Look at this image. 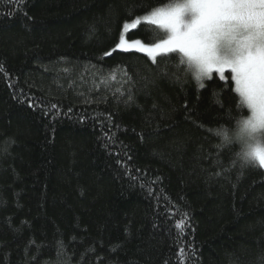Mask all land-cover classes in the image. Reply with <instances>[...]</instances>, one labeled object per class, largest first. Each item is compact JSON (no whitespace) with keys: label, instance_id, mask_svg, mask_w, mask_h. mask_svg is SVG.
<instances>
[{"label":"trees","instance_id":"trees-1","mask_svg":"<svg viewBox=\"0 0 264 264\" xmlns=\"http://www.w3.org/2000/svg\"><path fill=\"white\" fill-rule=\"evenodd\" d=\"M168 3L0 0V264H264V168L213 132L230 77L115 50Z\"/></svg>","mask_w":264,"mask_h":264},{"label":"snow or ice","instance_id":"snow-or-ice-1","mask_svg":"<svg viewBox=\"0 0 264 264\" xmlns=\"http://www.w3.org/2000/svg\"><path fill=\"white\" fill-rule=\"evenodd\" d=\"M143 21L162 33L158 42L146 45L137 40L130 44L121 36L116 48L136 49L153 62L162 54L177 55L181 65L185 59L195 63L204 77L201 81L210 80L214 73L221 80L230 77L240 102L246 103L254 116L264 119V0H186L184 5L169 0L166 6L145 15ZM141 22L136 18L123 28L135 29ZM221 37L235 45L234 57L218 55L216 42ZM56 107L51 105L52 109ZM258 164L264 168V157Z\"/></svg>","mask_w":264,"mask_h":264},{"label":"clouds","instance_id":"clouds-1","mask_svg":"<svg viewBox=\"0 0 264 264\" xmlns=\"http://www.w3.org/2000/svg\"><path fill=\"white\" fill-rule=\"evenodd\" d=\"M174 5H184L186 0H170ZM216 51L221 57H234L235 45L229 38L221 37L216 42ZM184 66L192 79L199 83L203 76L199 73L195 63L189 64L185 59ZM239 107L246 112L233 119L230 125L221 124L213 129L214 134L224 145H235V158L243 166H255L260 157H264V119L254 116L246 103L239 102Z\"/></svg>","mask_w":264,"mask_h":264},{"label":"rangeland","instance_id":"rangeland-1","mask_svg":"<svg viewBox=\"0 0 264 264\" xmlns=\"http://www.w3.org/2000/svg\"><path fill=\"white\" fill-rule=\"evenodd\" d=\"M141 19V21L142 22H144L143 21V17L142 18H140ZM131 30V29H130ZM128 31L129 30H127V31H125L124 29H123V32H122V35L121 36H124L125 37V39L131 44V43H135V41H137V40H129V38H128V36H127V33H128ZM140 41V40H139ZM142 43H145V42H143V41H141ZM146 45L148 44V43H145ZM115 50H121V49H119V48H115ZM121 51H138V50H136V49H127V50H121ZM138 52H140V51H138ZM141 53H143V52H141ZM145 54V53H144Z\"/></svg>","mask_w":264,"mask_h":264}]
</instances>
